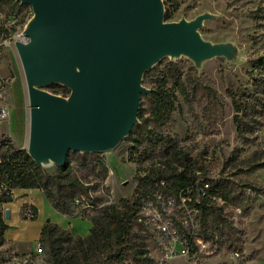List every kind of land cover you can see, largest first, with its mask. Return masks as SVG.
Returning <instances> with one entry per match:
<instances>
[{
    "label": "rangeland",
    "instance_id": "374dc122",
    "mask_svg": "<svg viewBox=\"0 0 264 264\" xmlns=\"http://www.w3.org/2000/svg\"><path fill=\"white\" fill-rule=\"evenodd\" d=\"M161 1L164 12L166 0ZM14 13L20 14L25 21L18 30L21 35L13 39L10 46L3 47L0 55V73L7 80L4 104L9 112L8 120L0 124V139L9 136L15 146L27 149L31 101L17 43L32 41L26 30L35 13L31 4L21 0L0 6V18L8 20ZM197 19L200 20L197 31L201 39L221 51L198 58L185 53L169 54L154 66L162 68L170 59L182 60L184 71L210 85L217 96L210 110L204 112L203 107L209 106V100L202 91L193 92L188 99L179 94L177 110L164 127V133L178 138L180 146L193 161L203 162L202 174L215 179L227 178L233 183L236 199L224 207L231 226L228 228L230 235L228 231L222 235L219 248L210 253L167 259L155 227L135 226L134 230L138 232V242L151 258L150 264H264V75L255 66V59L264 55V0H180V8L166 22ZM142 85L151 89L146 83L142 82ZM42 88L53 94L48 85ZM257 90L261 100L256 102L261 103L263 109L255 119H248L246 131L239 135L232 94L242 98ZM148 95L149 92L141 94L140 105L142 103L144 108L149 106ZM145 114L148 115L147 110ZM130 147L131 142L123 139L114 148L97 151L106 160L109 173L102 183L89 177L95 185H100L98 190L91 192V196L97 198L96 204H85L78 211H83L90 221L100 214L103 205L135 195L137 164L129 156ZM144 165L148 171L157 169L167 173L178 162L156 149L154 158ZM41 167L49 173L59 171V165L54 162L41 164ZM20 203L16 200L10 205L12 216L8 218L9 233L18 234L20 253L15 252L17 248L13 242H8L0 247V261L11 258L14 253L30 254L40 239L45 211L42 210L37 219L27 220L19 213ZM73 226L77 228L76 221ZM90 234L91 230L85 238ZM73 245L74 242H64L61 245L63 254L72 253ZM45 249L43 246L44 254L34 256L33 262L28 264H40Z\"/></svg>",
    "mask_w": 264,
    "mask_h": 264
},
{
    "label": "trees",
    "instance_id": "16d2710c",
    "mask_svg": "<svg viewBox=\"0 0 264 264\" xmlns=\"http://www.w3.org/2000/svg\"><path fill=\"white\" fill-rule=\"evenodd\" d=\"M12 1L14 0H0V6L11 4ZM165 5L164 20L167 21L180 8V0H166ZM11 15L19 17L20 22L24 23L25 19L20 14ZM3 25V20L0 19V34L9 36L16 30L14 27L11 31H3ZM182 63V60L170 59L162 68L154 66L143 76L142 82L151 88L148 95L149 106L144 108L141 103L138 123L124 138L131 142L129 156L137 164L135 177L138 187L135 195L132 198H121L117 203L103 205L100 214L91 218L93 226L91 234L86 238L75 237L57 223L46 222L40 236V241L46 248L43 258L45 264H150L151 258L138 242V232L134 228L149 227L143 218V207L149 201L156 202L160 207L158 195L162 196L166 205L171 201L178 202L180 195L190 197V204L198 209L195 219L200 236L219 241L222 235L229 232L228 228L231 226L224 207L236 199L233 183L227 178L215 179L202 174L203 162L197 159L193 161L180 146L178 138L164 133V127L177 110L179 94L188 99L193 92L202 91L209 100V106L203 107L204 112L210 110L217 96L216 90L210 85L203 84L199 78L185 72ZM255 66L264 75V55L255 59ZM48 89L64 97L71 93L69 87L60 83L49 84ZM232 98L236 111L234 121L239 135H242L247 129L248 119H255L260 115L263 106L256 101L261 98L258 90L251 95L244 94L242 98L232 94ZM146 110L148 115L145 114ZM156 149L165 156L169 155L178 165L170 167L167 173L157 169L148 171L144 164L154 158ZM108 173L106 160L97 151H70L66 162L59 166V171L49 173L32 158L28 149L15 146L9 136L2 137L0 247L7 243L5 232L9 227L2 208L4 204L14 200V189H41L59 212L85 215L78 210L85 204H96L97 198L91 196V192L98 190L100 186L95 185L89 177L102 183ZM207 183L209 187H205ZM25 207L26 205L22 207L24 218ZM164 213L167 214L166 211ZM175 227L179 237H191L190 225L185 227L175 222ZM160 236L161 245L168 242L169 237L162 233ZM64 242H74L72 253L63 254L61 245Z\"/></svg>",
    "mask_w": 264,
    "mask_h": 264
},
{
    "label": "water",
    "instance_id": "95a60500",
    "mask_svg": "<svg viewBox=\"0 0 264 264\" xmlns=\"http://www.w3.org/2000/svg\"><path fill=\"white\" fill-rule=\"evenodd\" d=\"M35 18L17 43L31 101L28 152L63 165L70 151L116 147L138 123L143 76L169 54L221 51L200 20L166 22L161 0H21ZM60 83L66 97L42 86ZM10 210H5L9 218Z\"/></svg>",
    "mask_w": 264,
    "mask_h": 264
},
{
    "label": "built area",
    "instance_id": "2783aa9c",
    "mask_svg": "<svg viewBox=\"0 0 264 264\" xmlns=\"http://www.w3.org/2000/svg\"><path fill=\"white\" fill-rule=\"evenodd\" d=\"M3 20V31H11L16 27V30L12 35L0 34V55L3 47L10 46L12 40L19 37L21 34L18 32L23 23L20 22V18L14 15H10L8 20ZM7 80L0 73V124L8 120L9 112L7 106L4 104V95L6 91ZM200 173V172H199ZM205 187H209V184H205ZM162 196L158 195V204L154 201L147 202L143 207L144 220L147 225L155 227L159 233L169 237L168 242L162 244L164 249V256L167 259L183 257H197L201 252L210 253L211 251L219 248V242L216 239L205 238L197 233L198 223L195 216L198 213V209L190 204V197L180 195L178 202H170L167 205L162 201ZM222 202V201H220ZM5 213V210H3ZM166 211L167 214L164 213ZM179 212L181 214H179ZM37 209L32 204L26 205L23 210V214L26 219L32 220L36 217ZM175 222L187 227L191 226L190 238H181L178 236V231L175 227ZM43 244L39 240L30 254H16L14 253L11 258H6L0 261V264H28L33 262L34 256L43 255ZM40 264H45L44 259Z\"/></svg>",
    "mask_w": 264,
    "mask_h": 264
},
{
    "label": "crops",
    "instance_id": "0c3cea01",
    "mask_svg": "<svg viewBox=\"0 0 264 264\" xmlns=\"http://www.w3.org/2000/svg\"><path fill=\"white\" fill-rule=\"evenodd\" d=\"M14 200L10 203L4 204L3 208L10 210V216H12V210L10 205L15 202L16 200H20V206H19V213L22 215V207L24 205L32 204L37 209V219L40 214L42 213V210L45 211V218L43 219V222L41 224V230L42 227L46 222H53L57 223L59 226H61L64 229L72 231V233L81 235L82 237L87 236L90 233L92 223L85 215H82L81 213H77L76 215H66L58 210H56L50 200L46 197L45 193L41 189H25V188H17L14 189ZM41 204V205H40ZM42 206V209H41ZM6 223L9 225L8 229L5 232V237L8 242H13V244L16 245L17 250L15 252L20 253L19 248V239L17 238V233L11 232L9 233V230L11 228V225L8 223V218H5ZM28 220V219H27ZM77 222L78 226L77 228L73 226L74 222ZM26 251H23V253Z\"/></svg>",
    "mask_w": 264,
    "mask_h": 264
},
{
    "label": "bare ground",
    "instance_id": "6f19581e",
    "mask_svg": "<svg viewBox=\"0 0 264 264\" xmlns=\"http://www.w3.org/2000/svg\"><path fill=\"white\" fill-rule=\"evenodd\" d=\"M31 24H32V23H30V24L28 25V28L31 27ZM40 162H41V164H43V165H48V164L51 163L52 161H51L50 159H48V158H44V159H41Z\"/></svg>",
    "mask_w": 264,
    "mask_h": 264
}]
</instances>
